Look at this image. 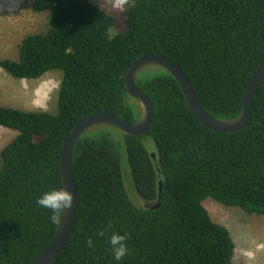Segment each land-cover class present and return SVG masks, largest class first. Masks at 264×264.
Returning a JSON list of instances; mask_svg holds the SVG:
<instances>
[{"label":"trees","instance_id":"16d2710c","mask_svg":"<svg viewBox=\"0 0 264 264\" xmlns=\"http://www.w3.org/2000/svg\"><path fill=\"white\" fill-rule=\"evenodd\" d=\"M32 4L48 14V28L26 35L18 58H1L0 66L21 79L54 69L63 74L54 112L0 102V125L18 131L0 152V264H28L54 238L63 210L52 222L36 200L64 187L61 157L74 126L101 111L140 119L126 88L137 58L161 54L176 63L221 119L242 113L264 61V0H127V28L116 34L117 16L92 0ZM137 83L155 103L154 122L143 136L101 125L80 137L73 160L77 219L51 264H233L236 241L203 201L213 197L264 214V81L249 124L233 132L200 121L164 67L138 75ZM125 152L143 205L125 181ZM161 180V204L151 208ZM114 232L127 236L129 252L120 261L109 244Z\"/></svg>","mask_w":264,"mask_h":264},{"label":"rangeland","instance_id":"374dc122","mask_svg":"<svg viewBox=\"0 0 264 264\" xmlns=\"http://www.w3.org/2000/svg\"><path fill=\"white\" fill-rule=\"evenodd\" d=\"M92 1L117 16L118 21L111 28L112 34L127 28L125 16L127 0ZM32 2L33 0H0V59H17L22 39L30 33L48 28V14L36 11ZM152 66L144 68L139 75L151 71L155 65ZM62 74L61 70L54 69L40 78L21 79L12 76L0 66V102L22 109L54 112L58 107ZM135 101L137 109L141 112L140 104ZM114 130L123 133L119 128L114 127ZM17 134V130L0 125V152ZM116 139L121 141L120 136H116ZM121 148L124 152L123 145ZM122 163L125 181L127 185L131 184L135 200L143 205V200L132 185L133 178L126 152ZM1 166L0 163V168ZM203 203L215 221L230 229L236 241L237 250L233 264H264V214L249 213L239 206H228L213 197H207Z\"/></svg>","mask_w":264,"mask_h":264},{"label":"water","instance_id":"95a60500","mask_svg":"<svg viewBox=\"0 0 264 264\" xmlns=\"http://www.w3.org/2000/svg\"><path fill=\"white\" fill-rule=\"evenodd\" d=\"M151 65L162 66L170 71L180 83L190 109L195 116L206 126L221 132H233L247 127L251 117V105L254 97L264 81V61L254 72L244 99L242 113L232 119H221L209 112L201 103L199 96L183 69L176 63L161 54H144L137 58L126 75V88L141 106V116L137 122H128L125 119L106 111L93 113L80 120L73 128L65 140L62 157L61 171L63 176L64 187L68 188L74 194L73 206L63 210L61 220L56 234L49 245L35 256L28 264H51L61 253L67 243L78 213V192L77 184L73 171V160L76 145L80 137L88 130L101 125H109L119 128L127 133L143 136L151 128L155 118V103L152 98L139 86L137 77L140 72ZM155 157V153H152ZM163 182L160 181L159 199L157 203L149 205L151 208H158L162 201Z\"/></svg>","mask_w":264,"mask_h":264},{"label":"clouds","instance_id":"9594fccd","mask_svg":"<svg viewBox=\"0 0 264 264\" xmlns=\"http://www.w3.org/2000/svg\"><path fill=\"white\" fill-rule=\"evenodd\" d=\"M74 194L66 187H54L43 192L36 200L39 207L48 209L51 212L49 219L57 222L59 213L62 210L73 206ZM127 236L119 232H114L109 238L111 252L116 261L122 260L129 252L126 244ZM87 246L93 247V240L89 238L86 241Z\"/></svg>","mask_w":264,"mask_h":264},{"label":"bare ground","instance_id":"6f19581e","mask_svg":"<svg viewBox=\"0 0 264 264\" xmlns=\"http://www.w3.org/2000/svg\"><path fill=\"white\" fill-rule=\"evenodd\" d=\"M43 96V94H41Z\"/></svg>","mask_w":264,"mask_h":264}]
</instances>
